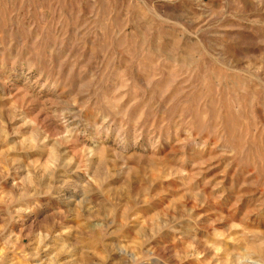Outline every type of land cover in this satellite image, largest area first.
Listing matches in <instances>:
<instances>
[{"label":"rangeland","instance_id":"obj_1","mask_svg":"<svg viewBox=\"0 0 264 264\" xmlns=\"http://www.w3.org/2000/svg\"><path fill=\"white\" fill-rule=\"evenodd\" d=\"M0 264H264V0H0Z\"/></svg>","mask_w":264,"mask_h":264}]
</instances>
